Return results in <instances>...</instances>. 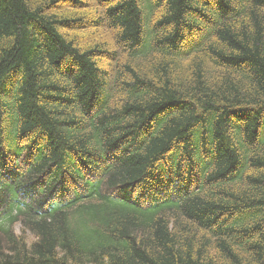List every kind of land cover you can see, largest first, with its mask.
I'll list each match as a JSON object with an SVG mask.
<instances>
[{"label":"trees","instance_id":"16d2710c","mask_svg":"<svg viewBox=\"0 0 264 264\" xmlns=\"http://www.w3.org/2000/svg\"><path fill=\"white\" fill-rule=\"evenodd\" d=\"M0 264H264V0H0Z\"/></svg>","mask_w":264,"mask_h":264},{"label":"rangeland","instance_id":"374dc122","mask_svg":"<svg viewBox=\"0 0 264 264\" xmlns=\"http://www.w3.org/2000/svg\"><path fill=\"white\" fill-rule=\"evenodd\" d=\"M106 68H107V67H106ZM19 230H20V229L17 228V232H19ZM28 241H29V242L31 241V238H30V237L28 238Z\"/></svg>","mask_w":264,"mask_h":264}]
</instances>
